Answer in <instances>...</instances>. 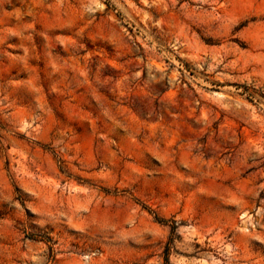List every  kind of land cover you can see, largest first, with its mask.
<instances>
[{
    "label": "rangeland",
    "instance_id": "rangeland-1",
    "mask_svg": "<svg viewBox=\"0 0 264 264\" xmlns=\"http://www.w3.org/2000/svg\"><path fill=\"white\" fill-rule=\"evenodd\" d=\"M0 264H264V0H0Z\"/></svg>",
    "mask_w": 264,
    "mask_h": 264
},
{
    "label": "trees",
    "instance_id": "trees-1",
    "mask_svg": "<svg viewBox=\"0 0 264 264\" xmlns=\"http://www.w3.org/2000/svg\"><path fill=\"white\" fill-rule=\"evenodd\" d=\"M156 219H157L159 222H163V221L159 220L158 218H156ZM176 227H177V226H176V223H173L172 229L175 230ZM45 240H46L47 242H49V243L51 242V240H49V239H45ZM51 251L53 252V249H52V248H51ZM167 253H168V252H167Z\"/></svg>",
    "mask_w": 264,
    "mask_h": 264
}]
</instances>
